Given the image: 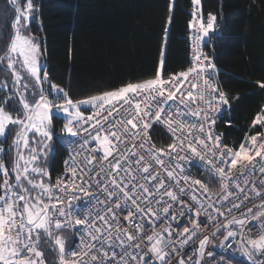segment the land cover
<instances>
[{"label":"snow or ice","instance_id":"snow-or-ice-1","mask_svg":"<svg viewBox=\"0 0 264 264\" xmlns=\"http://www.w3.org/2000/svg\"><path fill=\"white\" fill-rule=\"evenodd\" d=\"M10 3L13 33L0 50V264H208L217 233L219 248L235 244L248 264H264V132L232 148L214 131L212 113L229 97L199 47L216 19L199 18L201 0H192L186 70L165 78L161 58L151 78L76 100L42 71L28 32L33 0ZM54 117L79 139L52 183L40 161L53 151ZM156 124L171 134L166 146L152 140ZM252 124L264 127V113ZM195 160L209 183L189 174ZM201 227L214 231L201 238Z\"/></svg>","mask_w":264,"mask_h":264},{"label":"trees","instance_id":"trees-1","mask_svg":"<svg viewBox=\"0 0 264 264\" xmlns=\"http://www.w3.org/2000/svg\"><path fill=\"white\" fill-rule=\"evenodd\" d=\"M33 3L36 14L29 32L40 45L42 71L74 100L151 78L161 58L165 78L190 65L189 25L197 11L192 0ZM200 10L205 17L209 13L216 17L215 30L205 37V51L217 68V84L229 97L216 120V131L223 144L238 148L246 136L264 131L252 124L257 114L264 113V88L258 83H264V0H201ZM14 16L9 0H0V50L13 33ZM63 123L54 117V131ZM153 134L158 145L169 144L161 130ZM11 144L9 137L3 146L7 149ZM57 144L54 175L62 170L66 155Z\"/></svg>","mask_w":264,"mask_h":264},{"label":"built area","instance_id":"built-area-1","mask_svg":"<svg viewBox=\"0 0 264 264\" xmlns=\"http://www.w3.org/2000/svg\"><path fill=\"white\" fill-rule=\"evenodd\" d=\"M199 18H202L205 23L207 22V17L203 16L202 14H200ZM193 33H194V30L192 28H190V54H189L190 55V62L193 59V48L195 47L194 42L192 40ZM199 47L205 54L208 55V53L205 51V38L204 37H203V40L200 42ZM216 75H217V68H215V72L213 73V82L214 83H217ZM223 111H224V107L221 108V111L219 113H215V112L212 113L213 117L215 118V124H216V120L221 116ZM156 129L161 130L163 133H165L169 137V140L171 142V134L167 131V128L164 125H159V124L153 125V127L149 130V133H150L152 140L154 142H155V139H154L153 133ZM214 131L216 134H218L216 131L215 125H214ZM77 139H79V138L78 137H67L64 133H60L57 135L58 143L64 148V150L66 152L65 161L69 159V156H70V154H72V151H73V148L69 146L70 141H74ZM156 145L158 147H161L157 143H156ZM65 161H64L62 170L54 176L52 183H55L58 176H61L64 174ZM189 174L195 176L196 178L203 179L205 183H209V176L204 171L202 162H199L198 160H195L191 163ZM209 186H210L211 190L214 192L219 190L218 183H211ZM256 202L258 203L259 201H256ZM78 203H81L82 205H84L86 207L87 203H88L87 198H82V200L79 201ZM249 206H251V205H249ZM232 214L237 215L238 213L236 211H233ZM200 219L205 220L206 218L203 215H201ZM185 223H187L186 220H185ZM211 231H214V228L201 227V229H200L201 238L205 235H211ZM222 239H223V237L220 236L219 233H217V237L215 239H213L210 242V244L208 245L206 252L207 251L213 252V257H208L207 255H205V260L208 261V264H248L246 257H243L239 252H237L235 250L236 249L235 244H233L232 249H226L225 250V249L219 248V243H220V240H222ZM197 247H198V241H196L194 244H192V248H191V250H189V255H192ZM229 257H231V259H229ZM195 258H197V257L194 256V259Z\"/></svg>","mask_w":264,"mask_h":264},{"label":"crops","instance_id":"crops-1","mask_svg":"<svg viewBox=\"0 0 264 264\" xmlns=\"http://www.w3.org/2000/svg\"><path fill=\"white\" fill-rule=\"evenodd\" d=\"M197 7V6H196ZM200 6H199V13H200ZM215 23H214V29L213 30H215ZM212 30V31H213ZM212 31H210L209 32V34L212 32ZM64 122V121H63ZM63 127V126H62ZM62 127L57 131V132H55L56 133V135H58V134H60V133H63L62 131H61V129H62ZM56 135L53 137V140H52V142H51V144H52V148H53V151H51L50 153H49V155H48V158H47V160H45V159H41V161H40V164H41V166H43L44 168H46V170L51 174V179L53 180V178H54V176L56 175H54L53 173H52V162H53V159H54V156L56 155V153H57V146H58V141H57V143L55 142L57 139H56ZM61 146V145H60ZM64 161H65V158H64V160H63V164H64ZM59 172V171H58Z\"/></svg>","mask_w":264,"mask_h":264},{"label":"rangeland","instance_id":"rangeland-1","mask_svg":"<svg viewBox=\"0 0 264 264\" xmlns=\"http://www.w3.org/2000/svg\"><path fill=\"white\" fill-rule=\"evenodd\" d=\"M9 2H10V0H9ZM20 3L23 5L24 3H25V0H20ZM11 4V3H10ZM35 14H36V9H35V11L33 12V14H32V16H31V18H30V22L28 23V32H29V30H30V23H31V21H33V20H35ZM30 33V32H29ZM38 42V41H37ZM40 46V45H39ZM164 54H165V52H164ZM40 62H41V68L43 69V67L45 66V62H44V60H43V56L41 55V57H40ZM45 69V68H44ZM49 79V78H48ZM44 87L47 89L48 87H49V85L46 83V84H44ZM61 120H63V119H61ZM64 121V120H63ZM65 122V121H64ZM53 125H54V118H53ZM1 141H3V138L2 137H0V142Z\"/></svg>","mask_w":264,"mask_h":264}]
</instances>
